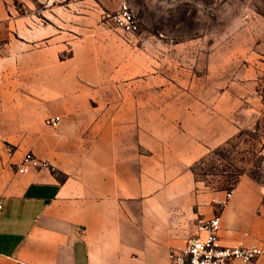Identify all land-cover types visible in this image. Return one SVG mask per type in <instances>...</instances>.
<instances>
[{"label":"crops","instance_id":"1","mask_svg":"<svg viewBox=\"0 0 264 264\" xmlns=\"http://www.w3.org/2000/svg\"><path fill=\"white\" fill-rule=\"evenodd\" d=\"M116 7L0 0V264H171L201 215L222 245L263 249L259 193L243 182L216 213L192 170L237 132L229 111L149 92L151 64H105L100 14ZM29 152L56 172L17 173Z\"/></svg>","mask_w":264,"mask_h":264},{"label":"rangeland","instance_id":"2","mask_svg":"<svg viewBox=\"0 0 264 264\" xmlns=\"http://www.w3.org/2000/svg\"><path fill=\"white\" fill-rule=\"evenodd\" d=\"M122 5L139 30L110 28L105 17L118 8L101 11L108 34L102 61L151 64L149 77L158 72L163 81L149 84V92L199 93L207 96L200 102L229 111L237 132L193 165L197 190L212 196L217 213L228 202L219 203L226 191L248 183L259 193L264 224V0H120Z\"/></svg>","mask_w":264,"mask_h":264},{"label":"built area","instance_id":"3","mask_svg":"<svg viewBox=\"0 0 264 264\" xmlns=\"http://www.w3.org/2000/svg\"><path fill=\"white\" fill-rule=\"evenodd\" d=\"M105 18L108 27L119 29L123 33L135 34L139 30L138 21L126 5L107 14ZM60 119V116H52L45 118L43 122L46 126L56 127ZM8 151L10 153V148ZM13 169L19 174H28L33 170L56 172L55 166L30 152L24 154L20 162L13 164ZM233 191H226L219 203L224 205L229 201ZM195 228V234L186 240L183 247L169 248L167 256L171 264H231L233 261L253 264L263 254V249L257 245H222L219 239V216H199L196 218Z\"/></svg>","mask_w":264,"mask_h":264},{"label":"trees","instance_id":"4","mask_svg":"<svg viewBox=\"0 0 264 264\" xmlns=\"http://www.w3.org/2000/svg\"><path fill=\"white\" fill-rule=\"evenodd\" d=\"M263 100H264V99H263ZM262 121H263V124H264V118H263V120H262ZM257 125H258V128H259L261 124H260V123H258Z\"/></svg>","mask_w":264,"mask_h":264}]
</instances>
